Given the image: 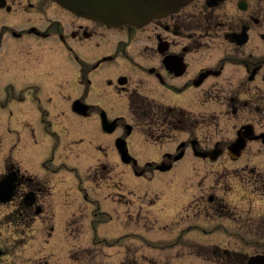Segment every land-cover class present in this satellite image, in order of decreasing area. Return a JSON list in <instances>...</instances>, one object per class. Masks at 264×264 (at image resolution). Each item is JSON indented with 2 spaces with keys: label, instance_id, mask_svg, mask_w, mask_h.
Listing matches in <instances>:
<instances>
[{
  "label": "flooded vegetation",
  "instance_id": "flooded-vegetation-1",
  "mask_svg": "<svg viewBox=\"0 0 264 264\" xmlns=\"http://www.w3.org/2000/svg\"><path fill=\"white\" fill-rule=\"evenodd\" d=\"M207 1L192 0L179 11L156 18L143 27H108L75 16L54 0H0V90L24 93L35 99L33 107L29 100L24 104L25 125L34 140L36 128L26 119L30 107L36 123H41L52 137L56 132L51 95H63L61 114L75 117L70 111L73 98L83 94L85 103L89 104L87 97L91 93L108 89L126 93L128 101L124 104H129L137 123L135 127L152 141L178 143L188 138V131L193 134L181 150V158H176L180 150L176 146L163 151L165 160L155 161L154 170H159L162 163L170 165L167 171L175 169L186 154L192 153L187 148L192 147L193 141L199 149L206 150L211 147H203V142L214 140L212 146L216 143L222 148L217 162L221 156H226V147L242 127L246 149L257 145L254 150L257 154L251 158L259 157L264 153V0H215L213 6ZM114 33H117L115 38L108 37ZM104 44L112 45L108 49L110 52L102 46ZM83 47L87 55L78 53ZM91 47L101 49L93 54L92 63L88 58ZM129 47L136 49L133 51L135 57L130 54ZM139 55L147 60L137 59ZM108 56L112 58L107 59ZM113 57L125 58L129 64L117 61L120 63L108 66L106 61ZM107 68L113 71L106 78H95V74H91L92 70L104 72ZM133 74L140 75L135 85L132 84ZM144 80L151 85L150 94L139 87ZM73 93L79 95L72 97ZM144 109L147 115L141 118ZM82 118L88 119L89 115ZM126 124L122 119L117 120L116 136L121 135L123 129L127 131ZM210 129L216 131L215 137L208 132ZM32 167V162H28L18 172L19 197L20 192H34L31 206L24 205L21 199L20 214L25 217L35 216V206L42 212L46 198L41 194L44 189L50 190L48 175L28 174V170H34ZM245 168L256 181H261L262 172L258 166L245 165ZM12 169L16 168L10 166L9 170ZM104 170L105 166L96 172L103 174ZM207 198L209 203L214 200V196ZM201 200L191 199L187 206L190 213L178 216L177 226L181 221L201 215ZM173 227L168 223L164 225L167 232L173 231ZM178 231L172 249L165 254L166 264H182L178 259L188 247L200 249L194 242L188 244L183 239L200 236L186 235L184 229ZM1 249L0 259L4 257L6 261L0 260V264H55L39 258L20 262L25 250L15 244ZM216 251L223 264H234L232 251L222 248L214 249L213 253ZM236 259L243 264L239 255Z\"/></svg>",
  "mask_w": 264,
  "mask_h": 264
},
{
  "label": "rangeland",
  "instance_id": "rangeland-1",
  "mask_svg": "<svg viewBox=\"0 0 264 264\" xmlns=\"http://www.w3.org/2000/svg\"><path fill=\"white\" fill-rule=\"evenodd\" d=\"M115 35H117V33H114V35H109L108 37L112 38ZM113 39L111 40L113 41ZM101 40L102 39H100V41ZM102 46H106L107 50L112 48V45L110 44H104ZM128 49L130 54L134 56L133 51H136V49L134 50L132 49V47H129ZM96 52H101V49H91L90 54H92L88 58L92 59L93 54ZM81 53L87 55L86 50H81ZM137 59L147 60V57L143 58L141 55H139ZM110 68H107L106 70H104V72L95 71V75L93 76L95 78H106L113 71ZM138 78L139 77L137 75H133L132 81L135 80L134 83H132L133 85L137 83ZM139 87L146 94L151 93V85L147 80H145L143 84L139 85ZM109 93V91L106 93H104V91H98V93L96 94L91 93L90 98L91 100L98 99L101 102L105 101L107 107L111 109V114L116 113L124 115L125 112L127 113V111L124 109V95H126V93L122 92L114 95H109ZM152 93L156 94L153 91ZM160 94L162 95L161 92ZM12 96L20 97V94L0 92V177L7 170L6 168L10 167V165L13 164L17 166V163L9 159L6 155H11L12 157L18 158L19 160H21L20 164L24 163L25 165H27L28 162L32 161V163L34 164L32 168L34 170H39V168H37L39 166L37 153L35 151H32L31 148H28V142L31 141L32 144V139L29 140L28 138L26 140L25 138L26 128L23 124V104L19 103V99H11ZM58 97L59 96L57 94L53 95L55 106L54 114L56 115L59 113L61 107ZM55 98L57 99L54 100ZM32 110L33 108L30 107L28 114ZM193 112H195V109H193ZM62 117L65 120H60L58 128L61 129L62 132L65 130V127H73L77 129L80 133H75L72 135V137L81 142L79 144L84 143L87 148L78 147V144L70 145L68 143L65 144L63 141L61 142V144L63 145L62 149L59 150V153L56 154L55 157L53 156L54 159L52 162V167L54 169L49 170L46 168L40 172L42 176L48 175L47 185L50 186V190L46 189L47 193H45V189L43 193L41 192V196H45L46 198V207H43V211L37 214V217L34 215H29L24 219L20 217V213L18 212L20 211L18 196H16V198L11 203L0 205V241H4L5 237L10 240L16 241V245H21L23 242L28 241L26 248L27 246L32 249H34L35 247L41 248V250L36 251L35 256H46L48 261L50 262L66 264L69 260L66 258L65 253H62V251H58L55 248L46 249L42 247L44 246V244L41 243V240L46 239V236L50 235L51 220H53L51 210L54 212L53 207L55 206L54 204L56 199L63 196V199L65 201H76L75 197L72 194L69 196H66L64 194L66 193V191L71 192L72 188L77 185V183H79L80 187H82V190H85L84 195L86 196V198L90 197L89 200L91 201V203L93 202V204H91L92 207H94L95 209L98 208L97 215H95L96 218H94V222L97 223V225L96 227H92L91 223H85L84 225L87 227L86 233L82 231V226L81 228H79L80 221L83 219V217L88 216L90 207L86 206V203L84 201L78 200V203L67 205V208L72 205H78V212L74 213L69 218V225L67 226H69L70 229H73L75 227L78 233H81V238H84L86 236L89 239L87 244H89L93 239L92 244H90V246H87L88 249H95L96 252H99V249H102L100 251V254L97 255V258L93 259L94 263L113 264V262L117 263L120 259H122V261H125L127 260L126 258H128L131 261L133 257V262L139 264H151V257H155V261L161 263L163 255H161L160 251H163L161 250V248L167 241L156 238H159L158 235L160 233L163 234V231H159V227L160 224L164 223L167 217L163 215V211L162 213L159 212V207H157L159 206V200L156 202V205L154 204L151 208H147L146 205L142 206V215L139 217V219H136V213H138V210L140 208L139 204L142 202H144V204L149 203L148 201L153 199L152 195L154 193H156L154 195H156L157 198H161L165 195L162 190L158 189L167 188V190H169L168 193L174 192V189L177 188V184L175 183V180L173 178V173L169 172L156 175L150 181L143 180L140 183L141 189L143 191L154 188H157V190H152L145 193L142 198L134 190L137 187V185L134 184L136 181L133 182L129 179L130 177L128 176V167L115 162L112 155L110 156V158L107 157V152L110 150V148H112L110 141L111 137L113 136L110 135L102 137V139L106 138V140H90L87 138H82V141H80V138L84 136V125L77 119L66 117V115L59 117V119H61ZM126 118L127 120H132L130 115H128ZM94 121L96 122V119ZM94 121L91 122L90 125L92 127H97V122L96 124H94ZM211 129L208 132L212 135V137H215L216 131H211ZM205 132H207V130H205ZM132 133L133 134L130 137L132 141L135 140L137 143L140 138L143 139L145 143L144 149L150 153L149 158H155L156 154H159V151L161 149L158 150V148L161 144L164 143V146L160 147L163 150H173L176 144V142L173 141L163 143L153 142L151 140L146 141L144 137L139 134L138 128H134V131ZM41 135L42 134H40V136ZM192 136L193 134L190 132L188 134V137ZM44 138H47V135L43 138H38L39 143L42 142ZM213 143L214 140H206L203 142V147L212 146ZM44 148H41L39 152L40 155L42 154ZM97 148H99L100 151H98ZM256 148V144L252 145L251 147L248 146L241 160L231 164L227 162L226 158H221L217 163L213 165H205L199 162L196 163L192 159L185 157V159L180 162L179 166L176 167L177 173L178 171L182 170H191L192 172H194L195 176L191 183L189 179H186L183 183H178L179 190L175 192V196L171 197V200L175 199L177 203L181 202L184 205L182 206L181 204L176 206V203H172L170 205V207L176 206V209H178V211L181 209L179 211V214H185L189 213V210L184 209L185 204H187L193 197L203 195L205 198L210 193H214L222 197L227 204V214H229L231 218L219 219V226H217L216 229H218V231H222L223 229L227 232L230 231L232 235L240 234L241 239L234 237L231 240H234L235 242H237V244H240V246L244 247L243 249L249 253L261 251V245L264 244V238H258L256 236L251 237L250 234H244V230L247 224L254 223L252 220H255L257 217L264 215V213H261L259 211L264 210L261 209L264 208V153L262 156H260V158L252 159L251 157H255L254 155L257 154V152L254 151ZM99 154L103 159L101 163L102 166L103 164H105L106 166V170H104L103 174H97L96 172V170L99 169L98 166L100 164L98 165V163H95L96 161L94 160L95 156ZM139 160H142V158H140ZM250 161H256L257 163H252ZM46 163L49 164L50 162L46 160ZM252 164L258 166V170L262 172L261 176L259 175L261 178L260 182L253 179L248 174V169L243 167L245 165ZM144 168L146 170H150L149 167ZM34 170L30 171L34 172ZM31 172L27 171L28 174H32ZM240 174L242 175L238 178V175ZM196 184H198V186H196ZM117 185L119 186L117 187ZM61 191L63 192L57 195ZM103 191L104 197L103 195H101ZM56 192L58 193L56 194ZM250 193H253V196L247 199L246 194ZM97 197L100 198L102 202H99V206L98 203L94 202L95 200L93 201V199ZM241 198H243L244 200H241ZM100 205L104 209H102ZM114 205H121L124 216L128 221L133 223L132 229L126 230L128 231V233H125V218L121 214H118L117 216L113 215L112 218L108 219L107 222H102L109 215L108 213L103 212V210H110V207L112 209V206ZM166 205L167 202H164L162 206ZM11 211L18 213V215L14 218L13 221H8L7 216L8 213H11ZM200 211L202 214L198 217L199 220L204 221L212 219L207 218L208 213L211 211L207 213L202 206L200 208ZM153 218L154 224L151 222ZM63 221L65 220H62V216L59 214L56 217V225L54 224L55 238L59 237V232ZM201 221L199 224H203L205 226L212 225V223L205 224ZM182 222L183 221H181L180 223ZM216 223L217 222L215 221V225ZM227 228L230 229L227 230ZM199 233L201 234V232ZM151 234L156 235V237L149 238L150 240L144 238V236H149ZM119 235L122 236L118 238ZM100 238L118 239L116 241L105 240L107 246H104V242L101 241ZM35 242L36 244L39 242L41 243V245H35ZM212 242L232 247L231 245H227V243H225V238L222 240V238L215 237ZM243 242H245L246 245H244ZM151 244L152 248H148L147 246ZM0 245H3V243H0ZM49 246L55 245L50 244ZM153 247L158 248L154 249ZM71 248L74 247L71 246ZM83 248H86V246H80L75 249L77 253H79L83 250ZM129 248L131 250H129ZM102 253L104 254V256H101ZM25 254L26 252L24 253V255ZM24 255L18 261L23 262L25 257ZM183 257L184 260H180L182 264H200L198 258L194 256L185 255ZM25 261H34V256L26 259ZM202 264H204V262H202Z\"/></svg>",
  "mask_w": 264,
  "mask_h": 264
},
{
  "label": "water",
  "instance_id": "water-1",
  "mask_svg": "<svg viewBox=\"0 0 264 264\" xmlns=\"http://www.w3.org/2000/svg\"><path fill=\"white\" fill-rule=\"evenodd\" d=\"M64 4L77 7L86 15L102 19L108 23L142 24L154 16L176 9L185 0H59ZM8 192L6 180L0 184V197ZM5 195V196H3ZM252 264H264L255 259Z\"/></svg>",
  "mask_w": 264,
  "mask_h": 264
}]
</instances>
